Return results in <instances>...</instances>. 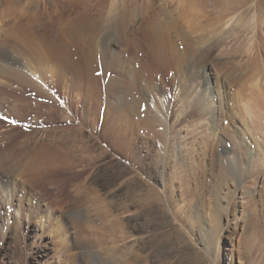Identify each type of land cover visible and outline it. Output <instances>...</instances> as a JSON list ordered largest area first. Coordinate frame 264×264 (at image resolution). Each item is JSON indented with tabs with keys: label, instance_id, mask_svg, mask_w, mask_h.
<instances>
[{
	"label": "rangeland",
	"instance_id": "1",
	"mask_svg": "<svg viewBox=\"0 0 264 264\" xmlns=\"http://www.w3.org/2000/svg\"><path fill=\"white\" fill-rule=\"evenodd\" d=\"M82 1L66 0L62 20ZM90 1L96 81L74 23L63 36L52 26L56 56L39 53L37 105L19 113L29 123L0 107V155L29 134L65 148L79 129L71 155L85 189L76 203L18 174L0 186V264H264V0ZM152 19L164 29L156 47L138 30ZM7 27L0 13V36ZM122 99L136 103L129 119L108 108ZM135 225L145 230L134 243Z\"/></svg>",
	"mask_w": 264,
	"mask_h": 264
},
{
	"label": "bare ground",
	"instance_id": "2",
	"mask_svg": "<svg viewBox=\"0 0 264 264\" xmlns=\"http://www.w3.org/2000/svg\"><path fill=\"white\" fill-rule=\"evenodd\" d=\"M20 1L21 0H17V5L22 3V1L21 3ZM36 1L37 0H31V2H29L28 0L29 3L25 6L22 5L21 7L16 4H14L13 7H11V4L8 5L10 7H6V5H4V3L2 4L0 1V13L3 17H5L6 25L8 26L3 30V35L0 36V41H7L8 45L12 48V51L7 47L3 49L0 48V107L3 104L7 106L6 113L9 115L6 116L10 119L12 124H28V120L26 118L21 119V117H19V113L23 110L30 111L31 105L33 107L37 105V103L35 104L29 100L30 96L33 97V91L37 88V85L31 80V77L36 74L33 69L34 64L36 65L37 62H41L39 53L46 57L50 53H54V55L56 54L57 47L55 48L54 37L51 33L52 26H56L59 36H63L65 25L74 23L75 27L73 25L71 30H69V36L77 45L79 51L82 50L81 52H83V72L87 73L86 75L91 81H96L93 76L92 64L98 61H96L97 52L96 48L93 47L94 43H91L92 38L94 40L97 32L96 26L98 23L96 17L91 16L94 5L91 1L89 2V0H83L80 3L81 6H79V10L74 20L72 21L73 16L72 19L69 18L70 20H67L66 23V20H62L64 14L62 13V9L58 10L60 7H63V10L66 8V0H63L61 4L55 5H52V0H44L45 2L40 1V6L35 5ZM29 6H31V8ZM69 12H71V10ZM123 24H125V14L120 15L118 20L113 24L114 34L122 37L121 28L123 27ZM138 30H140V33L144 34L145 37L148 36L153 44L152 46H155L156 41H161L164 37H160L162 36L161 32L164 31V29L161 25H158L155 19H152L151 21H143ZM66 31H68V29H66ZM161 44L162 43L160 42V45ZM165 44H167V42ZM62 47L63 46H61V48ZM103 48H105V45L102 44L101 49ZM157 50L159 49L154 51L157 52ZM161 51L159 52L161 53ZM187 51H190L189 46ZM178 55L180 56L179 59H186L187 57L186 54L178 53ZM101 58L104 59L105 57L101 55ZM189 81L191 82L192 78H189ZM113 82H116V80H113ZM14 84L18 85L17 88H14ZM109 89L113 92V94H115L114 86H110ZM121 101L123 102H120V104L117 105L112 103L110 106L109 104L108 108L109 110H114L119 115H126L125 117L129 119L131 117L130 113L135 110L136 103L135 101L127 103L125 99H122ZM43 105H46V103ZM53 108L56 107L53 106ZM147 118L148 116L145 121ZM81 135L82 132L79 129L75 130L72 137L66 142L69 146L67 145L65 148L61 146L63 143L57 142V140H51L47 137L43 138V135H41L42 138H37L33 134H29V137L23 139L22 141L20 140L21 142H17L16 144L13 143L11 146L5 147L4 152L0 155L1 188H8L12 184L10 181L11 177L14 174H18L19 180H24L25 184L26 182L28 185L36 183V185L39 184L40 187L50 185V193L54 196V199H57L55 196H59V200H64V202L72 200L77 203L79 198L82 197L80 196L82 191L85 189V185L81 182L84 173L83 171H74L77 162L72 157L74 155H71L73 152L71 150L72 148H79L80 150L83 149V140ZM227 159H234L232 153L227 152L226 160ZM62 173H66L70 176L67 177L68 175ZM225 186V190L228 189L233 195L239 191V186H232V191H230L231 185L226 183ZM111 195L110 199L118 197V193H113ZM121 195L122 194L119 196ZM59 200L58 203L60 204L61 202ZM77 222H79V220ZM144 226H149V224L145 223ZM144 226L135 225V228L133 229L134 234H132V237H134L132 242L135 243L137 241V235L144 232Z\"/></svg>",
	"mask_w": 264,
	"mask_h": 264
}]
</instances>
